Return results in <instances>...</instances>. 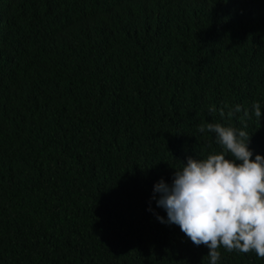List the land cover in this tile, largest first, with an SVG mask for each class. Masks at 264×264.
I'll list each match as a JSON object with an SVG mask.
<instances>
[{
    "label": "trees",
    "instance_id": "16d2710c",
    "mask_svg": "<svg viewBox=\"0 0 264 264\" xmlns=\"http://www.w3.org/2000/svg\"><path fill=\"white\" fill-rule=\"evenodd\" d=\"M204 122L264 155V0H0V264H209L153 199Z\"/></svg>",
    "mask_w": 264,
    "mask_h": 264
},
{
    "label": "clouds",
    "instance_id": "9594fccd",
    "mask_svg": "<svg viewBox=\"0 0 264 264\" xmlns=\"http://www.w3.org/2000/svg\"><path fill=\"white\" fill-rule=\"evenodd\" d=\"M217 111L210 106V113ZM241 112L240 123L246 128L249 112L240 104L227 115ZM252 112L259 123L261 105L254 102ZM219 115L225 116L223 109ZM197 127L200 133L214 134L220 151L199 159L189 155L175 169L171 183L160 179L154 184L153 199L167 217L157 219L178 225L194 245L205 246L209 264H218L221 248L254 252L264 259V155L253 158L250 133L231 124L204 122Z\"/></svg>",
    "mask_w": 264,
    "mask_h": 264
}]
</instances>
